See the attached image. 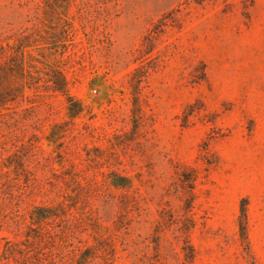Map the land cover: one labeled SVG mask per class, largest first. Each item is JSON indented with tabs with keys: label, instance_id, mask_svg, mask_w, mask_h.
Instances as JSON below:
<instances>
[{
	"label": "rangeland",
	"instance_id": "rangeland-1",
	"mask_svg": "<svg viewBox=\"0 0 264 264\" xmlns=\"http://www.w3.org/2000/svg\"><path fill=\"white\" fill-rule=\"evenodd\" d=\"M2 65L0 264H264V0H0Z\"/></svg>",
	"mask_w": 264,
	"mask_h": 264
},
{
	"label": "trees",
	"instance_id": "trees-1",
	"mask_svg": "<svg viewBox=\"0 0 264 264\" xmlns=\"http://www.w3.org/2000/svg\"><path fill=\"white\" fill-rule=\"evenodd\" d=\"M24 61V60H23ZM23 64V62H22ZM43 67H50L52 68V66H50L45 60L43 61ZM23 74L25 75V77H27L28 79H33L35 76L38 77V73L40 72L39 69L35 68L34 65L28 64L26 67H24L23 64ZM53 70V69H52ZM55 73L58 74V78L54 81L52 80V86L51 90L52 91H58L60 93H62V95L64 96L65 99V103H66V113L68 116L70 117H75L77 114H79L82 110V104L79 100L75 99L72 95H70L68 93V91L65 89V85H66V81H65V76L63 75L62 71L59 69L58 66H56L54 68ZM5 67L2 65L0 66V115L3 114L6 110H8L9 108V103L12 102L15 98L13 97L12 93H13V85H10L9 83L6 84V82H4L3 78L5 76ZM36 73V75H34ZM35 77V78H37ZM58 80V81H57ZM36 82V81H35ZM34 86V85H33ZM24 88V87H23ZM22 88V92L24 93ZM27 88H33L36 89V86L31 87L30 85H28ZM23 93L21 94V98H26V96L23 95ZM115 185V183H114ZM49 208L47 207H34V211L37 217H44L47 216L46 214L44 215V211H47ZM240 234L243 240H246V235H245V209L242 207L241 208V215H240ZM103 264H111V261L109 262L108 259H106V261L103 262Z\"/></svg>",
	"mask_w": 264,
	"mask_h": 264
}]
</instances>
